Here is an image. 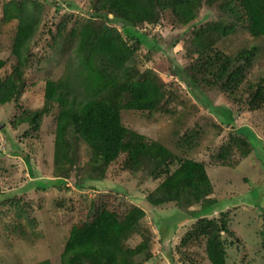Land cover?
Segmentation results:
<instances>
[{"label":"trees","instance_id":"16d2710c","mask_svg":"<svg viewBox=\"0 0 264 264\" xmlns=\"http://www.w3.org/2000/svg\"><path fill=\"white\" fill-rule=\"evenodd\" d=\"M76 1L85 5L86 13L76 14L73 19L69 12L60 14L46 26L40 39L38 28L44 0L0 3V20L16 21L9 47L13 61L9 71L0 74V105L13 104L16 113L9 125L15 129L25 123L23 137L37 133L42 126L51 129L53 178L34 180L29 185L40 189L66 188V180L72 178L71 183L81 190L100 191L96 182L105 178L108 167L116 164L121 172L141 175L142 181H155L144 195L149 207L172 204L182 213L166 218L164 227L158 225L161 227L157 230V243L164 239L170 262L173 255L166 238L188 218L194 221L177 238L180 253L188 255L186 245L196 238L202 239L206 261L226 264V246L235 242L231 238L234 233L229 213L221 209L218 198L208 196L213 186L205 163L190 156L202 129L193 123L194 119L188 123L189 116L194 117L195 113L186 109L179 80L186 77L194 86L217 88L236 105V114L262 107L264 71L240 86L253 62L256 45L226 53L217 43L233 34L238 24H244L251 37L264 39V0ZM201 8L213 9L215 18L190 30L181 54V69L174 66L170 80L162 81L151 67L139 68L128 62L141 45L147 43V51L153 46L155 40L147 42V36L151 28L162 27L164 16H168L170 27L177 28L192 23ZM177 38L178 35L173 37L170 44ZM36 44L41 46L34 51ZM46 50L59 55L68 53L66 63L55 61L52 75L42 77V103L35 108L23 107L19 100L29 75L44 70L41 61L51 58ZM6 62V57H0V69ZM129 112L143 119L167 115L171 122L167 138H153L125 124L124 117ZM232 122V115L222 121L223 125ZM211 126L218 132L222 130L215 122ZM227 135L210 156L213 165L233 166L252 149L243 125L232 126ZM81 146L88 152L84 175L77 164ZM97 193L69 224L60 251L36 264H143L151 258L150 231L141 223L145 216L143 208L135 204L120 207L110 192ZM195 203L198 209L187 208ZM215 208L218 216L208 217ZM253 232L259 236L258 240L253 239L259 244L255 252L264 264V232L256 227ZM134 234H139L140 240L130 245L129 238Z\"/></svg>","mask_w":264,"mask_h":264},{"label":"rangeland","instance_id":"374dc122","mask_svg":"<svg viewBox=\"0 0 264 264\" xmlns=\"http://www.w3.org/2000/svg\"><path fill=\"white\" fill-rule=\"evenodd\" d=\"M44 2L43 19L38 28L39 39L44 37L46 26L60 14L69 12L73 19L76 14L86 13L85 5L76 0H44ZM213 18H215L213 9L201 8L192 23L173 28L167 21L168 16H164L162 27L156 28L158 30L151 28V33L147 36L149 38L147 42L151 39L155 40L153 46L147 51V43L141 45L128 62H134L139 68L146 66L153 68L160 79L167 82L171 79L174 66L181 69L183 64L181 54L184 50L185 38L190 30ZM15 25V20L8 22L0 20V57L7 58L6 64L0 69V74L8 72L10 63L13 61V57L9 55V47ZM115 25L120 27L117 22ZM176 35H178L177 41L171 45L170 42ZM41 43L45 46L44 42ZM249 45H256L257 49L253 62L247 70L246 78L240 86L249 80H255L264 71V39L251 37L244 24H238L233 34L217 43V47L226 53H233L236 49ZM40 46L41 44H36L33 50H39ZM48 52L51 58L41 61L44 70L29 75L28 85L19 100L23 107L35 108L42 103V77L52 75L55 61L62 65L66 63L68 53L59 55L52 50ZM179 85L183 90L181 94L185 100L186 109L195 113L194 117L189 116L188 123H192L194 119L193 123L202 129L190 156L205 163L206 172L213 186L212 193L208 196L218 198V201H221V209L229 213V225L234 233L231 238L235 242L226 246V264H261V262L263 264L260 254L258 251L255 252L259 249V244L253 239L258 240L259 236L253 232V227L264 232L262 227L264 105L257 110H241L236 114V105L217 88L194 86L186 77L180 78ZM177 93L180 95L179 89ZM7 103L0 105V127H5L4 130L0 128V264H36L58 253L69 224L78 217L80 210L85 209L88 200L98 194L97 192H110L113 196L112 200L114 203L120 202V207H124L125 204H135L143 208L145 216L141 219V223L147 226L148 232L150 231L152 242L150 250L153 254L143 264H209L202 250V239L196 238L186 245L185 251L188 255L185 253V256L182 255L177 249L178 236L194 219L185 218L170 238H166L169 239L170 253L173 255L172 262L166 256L168 249L164 248V239L163 243H157L159 227L165 224L166 218L168 219L170 215L180 212L172 204L148 206L144 195L155 185V181H142L141 175L121 172L114 164L108 167L105 178L95 181L101 188L100 191L91 188L81 190L71 183L72 178H68L70 181L66 180L64 185L66 188L49 186L40 189L33 184V186L29 185V182L34 180L44 181L53 178L51 129L48 125L42 126L37 133H32L30 137H23L26 124L22 123L15 129L9 125V119L16 112H14L13 104ZM228 115L233 116V122L223 125L222 121L225 117L228 118ZM124 122L153 138L165 137L171 126L170 118L162 114H156L151 119H143L138 114L129 112L125 115ZM212 122L222 126L221 132H218L215 126H211ZM242 125L249 133V141L252 145L250 152L233 166L213 165V159H210V156L216 151L220 142L226 139L227 131L232 129V126L237 128ZM19 146L22 150L18 151L16 147ZM87 161V149L81 146L77 163L81 175L86 174ZM187 208L196 210L198 204H191ZM212 214L218 216V208L210 211L207 216L210 217ZM139 240V234H134L129 238V244L133 245Z\"/></svg>","mask_w":264,"mask_h":264},{"label":"water","instance_id":"95a60500","mask_svg":"<svg viewBox=\"0 0 264 264\" xmlns=\"http://www.w3.org/2000/svg\"><path fill=\"white\" fill-rule=\"evenodd\" d=\"M0 125H1V123H0Z\"/></svg>","mask_w":264,"mask_h":264}]
</instances>
